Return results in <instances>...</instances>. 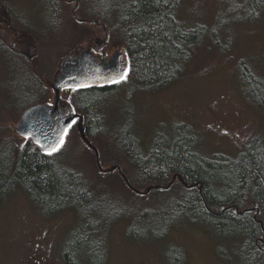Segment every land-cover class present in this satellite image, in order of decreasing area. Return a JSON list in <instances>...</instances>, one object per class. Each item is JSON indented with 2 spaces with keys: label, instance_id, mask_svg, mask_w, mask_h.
<instances>
[{
  "label": "rangeland",
  "instance_id": "1",
  "mask_svg": "<svg viewBox=\"0 0 264 264\" xmlns=\"http://www.w3.org/2000/svg\"><path fill=\"white\" fill-rule=\"evenodd\" d=\"M0 3L10 7L8 20L0 19V104L10 102L13 108L12 114L1 113L0 125L8 128L0 137L10 135L23 141L24 138H16L19 135L15 124L23 110L34 104L32 95L42 88L28 75L37 73L44 85H48L47 77L51 78V87H43L49 91L47 96L38 95L37 102L52 103V79L61 59L78 46L87 45L82 36L86 27L92 32V38L98 39L96 44L100 41L99 45L104 47L105 30L99 24L82 25L74 21H79L72 11L76 0H56L55 5L48 0H0ZM220 8L218 0H183L177 17L184 27L210 26ZM76 13L83 17L81 5ZM83 15L87 18L92 13L85 11ZM27 30L37 35L39 46L30 41L21 43L18 35L27 34ZM216 36L220 47L192 51L182 78L155 90L121 83L116 90L94 100L91 117L97 136L86 134L98 148L103 168L121 166L132 178L131 160L118 148V137L126 127L137 141L140 153L149 151L161 132L172 137V124L178 121L193 128L198 137L196 149L209 157L215 153L236 156L257 133L264 138V107L251 106L243 97L238 66L239 59H244L264 78V9L254 21H230L217 28ZM109 47L112 49L110 44ZM16 75L19 81L13 79ZM68 89L62 88V98L73 106ZM87 122L83 115L85 129ZM58 153L65 165L96 176L112 173L98 167L94 150L82 139L79 130L77 134L74 130L69 132ZM120 186L121 196L127 199L125 204L138 210L125 212L109 223L93 216L92 223L98 221L95 225L100 227L105 249L104 257L100 258L102 264H235L239 242L236 240L240 236L210 232L202 225L193 224L192 215L172 219L169 228L166 223L149 227L140 219L134 228V237L129 235L134 217L142 215L145 209L157 212L151 218L153 222L155 218L162 219L158 212L168 210L170 202L166 198L173 194L166 195L161 192L166 189H156L153 191L160 198L153 192L137 196L123 184ZM169 188L175 192L174 186ZM156 205H163V209ZM253 216L262 223L255 212ZM79 224L75 208L45 215L18 185L10 187L0 198V264H68L63 258L64 241L71 231L88 223L86 220L81 227ZM260 238L262 241L263 236ZM77 264L95 263L83 256Z\"/></svg>",
  "mask_w": 264,
  "mask_h": 264
},
{
  "label": "trees",
  "instance_id": "2",
  "mask_svg": "<svg viewBox=\"0 0 264 264\" xmlns=\"http://www.w3.org/2000/svg\"><path fill=\"white\" fill-rule=\"evenodd\" d=\"M218 1L221 8L212 25L184 27L177 17L183 0H78L82 16L86 17L83 15L85 11L91 12L92 17L87 18L96 19V22L74 21L82 25L104 23L108 31V45L114 47L122 44L129 57L124 82L101 87L71 86L68 89L73 108L88 120V136H97L91 114L94 100L99 95L116 90L121 83L155 90L182 78L187 72L192 51L220 47L217 28L230 21H254L264 9V0ZM48 3L55 5L56 0H48ZM9 12L10 7L0 3V19H7ZM25 32L27 34L20 32L18 35L21 43L31 42L39 46L41 42L37 35H32L29 30ZM82 36L90 48L97 43L98 39L92 38L88 27ZM238 66L243 97L251 106L264 107V78L256 74L244 59H239ZM28 76L42 87L32 95V103H36L40 98L38 95L41 98L47 96L49 91L43 87H51L52 81L47 77L45 82L48 85H44L37 73L32 72ZM13 79L19 81L17 75ZM1 113L4 116L13 113L10 102L0 104V119L3 118ZM172 125V137L160 131V136L146 153H140L137 141L129 135V128H123L118 137V148L129 156L134 169L132 178L124 172L131 185L141 192L131 189L117 170H109L112 173L107 176H96L61 163L58 152L63 143L55 151L44 152L31 137L16 136L24 138L23 141L15 140L10 135L0 137V198L10 187L18 185L45 215L75 208L80 217L78 226L81 227L86 220L88 224L70 232L64 241L63 258L68 264H77L83 256L91 263L102 264L100 258L104 257L105 249L100 227L95 224L100 219L109 223L125 212L138 210L125 204L127 199L120 194V184L141 196L148 192L156 194L153 190L159 188L148 192L146 189L151 184L169 183L173 175H179L189 183L197 179L202 183L203 195L197 186H186L184 180L177 177L170 185L175 187V192H171V188L161 191L166 195L173 194L166 198L170 202L168 210L158 212L163 218H155L153 222L151 218L157 212L145 209L142 215L134 217L129 235L134 237V228L140 219L146 221L149 227L154 223H166L169 228L172 219L176 221L180 215L184 218L192 215L193 224L202 225L210 232L227 237L240 236L236 240V243L239 242L235 264H264V250L261 248L264 245V138L257 133L236 156L215 153L209 157L196 149L198 137L190 125L179 121ZM7 128L0 125V136ZM71 130L78 133L76 124L67 130L64 143ZM255 203L259 206L257 217L262 219V223L255 219L252 210L241 213L234 209V206L240 210L246 209ZM164 204L167 205V202ZM230 204L231 207L221 211L223 205ZM163 205L155 207L163 209ZM93 216L98 217L95 223H92L95 221ZM260 236H263L262 241Z\"/></svg>",
  "mask_w": 264,
  "mask_h": 264
},
{
  "label": "water",
  "instance_id": "3",
  "mask_svg": "<svg viewBox=\"0 0 264 264\" xmlns=\"http://www.w3.org/2000/svg\"><path fill=\"white\" fill-rule=\"evenodd\" d=\"M78 0L72 8L73 14L76 15L79 21L96 22L93 18L79 17L76 13ZM104 27L105 36L102 40L104 45L107 40V29L104 23H100ZM122 55L121 50L110 56L109 59L103 58L98 60L91 53L89 46H78L73 52L64 56L59 64V69L53 78L54 98L52 103L37 102L26 107L21 113V117L15 124L16 131L20 137H31V139L41 146L44 152H51L57 148L63 140L65 133L76 117L77 128L81 134L82 139L94 150L96 154V162L100 169L103 168L100 153L98 148L92 144L86 134L85 125L83 124V115L75 112L74 108L62 98L63 87H85V86H110L117 79L124 76L128 66L127 61L120 60ZM111 169L117 168L122 172L118 165L111 166ZM127 185L138 192L139 189L134 188L128 177L124 175ZM201 188V187H200ZM152 189L149 186L146 192ZM202 189V188H201ZM223 208L226 209L224 206ZM239 211L238 207L234 208ZM250 210L255 209V216L259 213L258 204L255 203ZM261 221V220H260ZM264 250V246H262Z\"/></svg>",
  "mask_w": 264,
  "mask_h": 264
},
{
  "label": "flooded vegetation",
  "instance_id": "4",
  "mask_svg": "<svg viewBox=\"0 0 264 264\" xmlns=\"http://www.w3.org/2000/svg\"><path fill=\"white\" fill-rule=\"evenodd\" d=\"M100 41L98 42V44H95L94 47L92 46L90 49H91V53L94 57H96L98 60H102L103 58H107L108 59V56L115 50L119 49L122 51V56L120 57V60L122 61H127L128 62V65H129V57H128V53H127V50L125 49V47L122 45V44H119V45H116L114 47H112V49H110L108 43H107V40H106V43L104 44V47L100 46L99 45ZM93 48V49H92ZM129 69V66H127V69L125 71V74L126 72L128 71ZM125 74H124V77H125ZM121 78V79H118V80H115L114 83L112 85H118V83L124 79ZM79 117H76L74 119L75 123L76 121L78 120ZM73 123V124H75Z\"/></svg>",
  "mask_w": 264,
  "mask_h": 264
},
{
  "label": "bare ground",
  "instance_id": "5",
  "mask_svg": "<svg viewBox=\"0 0 264 264\" xmlns=\"http://www.w3.org/2000/svg\"><path fill=\"white\" fill-rule=\"evenodd\" d=\"M121 167V166H120ZM112 167H108L107 169H106V172H109V170H117L120 174H121V176L124 178V175H126V173L122 170V168H121V170H122V172H120L117 168H115V169H111ZM127 176V175H126ZM128 177V176H127ZM179 178L180 180L181 179H183L184 180V182H185V185L186 186H192V185H194V186H197L198 187V189H199V192L201 193V195H203L202 193H204L203 192V188H202V183H201V181L200 180H193L192 181V183H189L188 181H186L183 177H181V176H179V175H173V177H172V180L169 182V183H167V184H151V187H152V189H155V188H159V189H166V188H168V187H170V185L172 184V182L176 179V178ZM125 180V179H124ZM200 186H201V188H200ZM134 191H136L135 189H133ZM136 192H138V191H136ZM202 200L205 202V198L202 196ZM226 207V209H228L229 207H231L232 205L230 204V205H223L222 206V210L221 211H224V210H226L225 208H223V207ZM254 205H252V206H250V207H253ZM207 207L209 208V205H207ZM237 206H234V208H236ZM250 207H248V208H246V209H238V210H240V211H238V212H241V213H243V212H245V210H250L249 208ZM258 209H259V206H258ZM252 211L253 212H255V209H252ZM260 218H258V220H259ZM260 220H262V219H260Z\"/></svg>",
  "mask_w": 264,
  "mask_h": 264
},
{
  "label": "snow or ice",
  "instance_id": "6",
  "mask_svg": "<svg viewBox=\"0 0 264 264\" xmlns=\"http://www.w3.org/2000/svg\"><path fill=\"white\" fill-rule=\"evenodd\" d=\"M73 123H75V121H73ZM71 125H69V127H70ZM37 143H39V141H37ZM63 143V141H61V144ZM54 151L56 150V149H53Z\"/></svg>",
  "mask_w": 264,
  "mask_h": 264
}]
</instances>
